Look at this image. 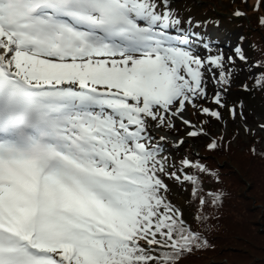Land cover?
Masks as SVG:
<instances>
[{
  "label": "snow or ice",
  "instance_id": "obj_1",
  "mask_svg": "<svg viewBox=\"0 0 264 264\" xmlns=\"http://www.w3.org/2000/svg\"><path fill=\"white\" fill-rule=\"evenodd\" d=\"M184 23L173 0H0V264H182L211 248L208 217L186 220L169 181L201 209L222 193L153 130L204 135L190 109L235 120V59L194 51Z\"/></svg>",
  "mask_w": 264,
  "mask_h": 264
},
{
  "label": "rangeland",
  "instance_id": "obj_2",
  "mask_svg": "<svg viewBox=\"0 0 264 264\" xmlns=\"http://www.w3.org/2000/svg\"><path fill=\"white\" fill-rule=\"evenodd\" d=\"M173 4L175 11L179 13V18L185 21L183 27L187 31L191 28L189 34L195 33L196 30L195 36L189 37L200 55H205L203 43H208L213 54H223L225 57L231 56L235 59L233 86L227 89L226 99L228 107L235 108L240 115L233 120L227 110H222L223 122L214 120L206 122L205 117L190 109L187 116L192 121H195V118L205 123L204 127L209 134H206L207 137L211 134L217 135L218 131L233 132V142L237 145L239 141L242 143L239 145V150L235 146L224 158L213 157L206 153L209 155L208 158L214 161L215 166L218 165L221 169V180L227 181L230 190L238 192L236 200L233 201L236 205L231 208L226 207L223 214L228 216L226 224L224 220H220L221 228L216 238L218 246L208 253L189 257L182 264H264V162L252 158L244 146L252 140L255 143L254 137L261 139L264 134V129L260 127L264 124V91L257 88L252 92L251 105L248 107L241 95L245 90L244 85H247V89L249 84L256 86L252 78H255L254 73L259 69L251 61L258 62L262 54L264 55V30L253 25L255 20L261 22V18H264V0H175ZM233 10L234 12L242 10L245 19L230 20ZM204 16H213L220 20V24L203 29L195 26L194 30L192 19L200 20ZM189 20L191 25L187 23ZM246 31L253 34V37L248 36ZM242 34H245L249 41L257 40V49L262 52L259 56L250 57L246 49L253 47L246 40L242 41ZM209 40L214 42L211 43ZM237 48L249 58L246 63L233 56L234 53L238 57ZM209 89L210 95L212 91L223 92V85L213 81L209 84ZM205 106L212 105L209 103ZM186 130L179 121L176 122L175 130H153L154 136L166 137L164 154L177 163L188 153L198 152L207 141V138L200 136L186 139L181 147L173 146L178 139L186 137ZM259 145L264 149L263 139L259 141ZM169 183L172 187L170 197L172 202L185 213V217L189 218L187 215L189 208L185 202L187 188H182L171 181Z\"/></svg>",
  "mask_w": 264,
  "mask_h": 264
},
{
  "label": "trees",
  "instance_id": "obj_3",
  "mask_svg": "<svg viewBox=\"0 0 264 264\" xmlns=\"http://www.w3.org/2000/svg\"><path fill=\"white\" fill-rule=\"evenodd\" d=\"M220 14H223L222 12H219ZM207 18H215V17H209L206 16ZM244 19V18H242ZM230 20H233L230 17ZM241 22V21H240ZM253 25L255 26V28L258 29H263L264 30V25L262 26V24H260L259 22H257L256 20L254 21ZM246 33H248V31H246ZM250 33V32H249ZM248 36L253 37V34H249ZM256 42L257 40H253L252 43H250V45L253 47L252 49L250 47H248L247 51H249L251 56H259V54H261V51H258V46L256 47ZM260 60H258V63L264 62V55L262 54V57L259 58ZM262 72H264V69H259V71L256 72L257 77H260ZM254 79V84H256V78H252ZM248 89L249 90H243L241 92L242 98H244V102L246 104V106L248 107V105H251V96L253 95L252 92H255V90L257 89L256 86L249 84L248 85ZM264 91V89H260V91ZM205 131L207 132L208 130ZM211 138H207V141L205 142V144L199 149V154L198 155H193L192 153H188L187 155L190 157H194L196 158V160L200 161V164H203L207 169H208V173L207 174H202L200 176V180L201 183L203 185L204 191L208 192V191H212V192H220L222 193V198L221 201L219 202L218 205H212L209 204L204 208H200L199 205V200H193L191 197V187H187V191H186V205L189 208V210L187 211V215L189 218L185 217V213H184V218L186 220H188L190 223H193L194 227H195V223H194V217L198 214H203L205 216L208 217V226H209V231H207L205 233L206 238L209 240L210 244H211V248H209L207 251H200V252H196L195 254H193L192 256H197L199 254H205L210 252V250L215 249L218 246L217 243V234L219 233L220 230V220H224L225 224H226V219H228V216H224V212L226 207H233L234 205H236V203H234L233 201L236 200V195L238 194V192L233 191L232 189L230 190L227 181H222L221 180V169L219 168L218 165L215 166V163L212 159L208 158L209 155L207 154H211V156L213 157H223L224 156H228L229 152H231V150L233 148L239 150V145L242 144L240 141L238 142V145L233 142L234 140V133L233 132H219L217 133V135H210ZM255 138V143H253L252 141L248 142V145H244L246 147V150H248L250 156H252V158H257L260 162H264V149L260 148L259 145V141L261 139L264 140V134L262 135V138ZM216 141L219 145V147L216 150H212L210 151L208 149V145L211 141ZM236 145H235V144ZM255 148L256 149V154L254 155L251 151V149ZM207 153V154H206ZM206 154V155H205ZM212 158V157H211ZM218 162V161H217ZM222 182V183H221ZM233 197V198H232ZM232 199V200H231ZM191 256V257H192ZM187 260V259H186ZM185 261V260H184ZM183 263V262H182Z\"/></svg>",
  "mask_w": 264,
  "mask_h": 264
}]
</instances>
